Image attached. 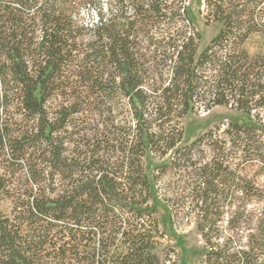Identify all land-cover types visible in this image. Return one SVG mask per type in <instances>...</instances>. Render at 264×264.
Segmentation results:
<instances>
[{
    "label": "trees",
    "instance_id": "obj_1",
    "mask_svg": "<svg viewBox=\"0 0 264 264\" xmlns=\"http://www.w3.org/2000/svg\"><path fill=\"white\" fill-rule=\"evenodd\" d=\"M105 1L0 0V264H177L149 151L174 152L160 168L189 210L170 219L195 220L196 264H264V183L243 175L264 177V53L244 47L264 0H206L221 28L201 52L186 0ZM216 106L255 123L182 145L185 116Z\"/></svg>",
    "mask_w": 264,
    "mask_h": 264
},
{
    "label": "rangeland",
    "instance_id": "obj_2",
    "mask_svg": "<svg viewBox=\"0 0 264 264\" xmlns=\"http://www.w3.org/2000/svg\"><path fill=\"white\" fill-rule=\"evenodd\" d=\"M110 2L106 0L105 3ZM185 6L187 7L188 17L192 21L193 28L199 32L200 38L197 40L198 52H201L212 38L217 35L221 25L218 23L210 22L207 25L206 20L212 18L211 7L207 4L206 0H186ZM85 16L90 21L96 22V10H88ZM167 33H154L150 36L154 41H163L162 35ZM144 40V39H143ZM146 42V41H145ZM245 49L248 50L250 55H257L264 53V36L259 33H254L250 36L245 43ZM121 108L126 114V126L132 124L129 117V105L126 98H122L120 102ZM253 114H260L264 117V109H258L253 111ZM238 122L244 124H254L252 118L248 117L242 112L237 110H231L228 107L216 106L209 111L199 109L194 112H190L182 120L183 127V143L182 145L191 144L193 141L200 138L202 135L210 130H215V126L221 125V123ZM200 153V152H199ZM198 151L195 150L194 155L199 156ZM207 155L209 151L205 152ZM174 152H169L165 157H161L159 153L146 152L143 158L145 172L150 178H154V191L158 196L156 200L157 218L161 222V228L165 232V239L163 245L175 250V258L177 264H196L203 257V243L202 239L196 228L195 220L189 219L183 222L180 220L175 223L170 219L169 210H182L188 211L189 207H180L175 204V200L179 195L190 193L189 190H183L185 186L184 179L181 181V173L171 168H160L163 164L172 158ZM232 162V161H231ZM232 167L235 169L237 161L232 162ZM256 165H248L243 175L253 179L259 185L264 183V177L257 172ZM162 249L158 250V254L162 256Z\"/></svg>",
    "mask_w": 264,
    "mask_h": 264
}]
</instances>
